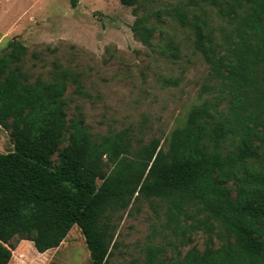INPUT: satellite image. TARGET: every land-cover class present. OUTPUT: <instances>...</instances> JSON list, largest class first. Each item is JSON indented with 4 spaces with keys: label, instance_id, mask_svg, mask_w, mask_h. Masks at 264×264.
<instances>
[{
    "label": "trees",
    "instance_id": "1",
    "mask_svg": "<svg viewBox=\"0 0 264 264\" xmlns=\"http://www.w3.org/2000/svg\"><path fill=\"white\" fill-rule=\"evenodd\" d=\"M155 2L127 0L131 33L147 47L161 26ZM201 3L226 21L218 38ZM165 15L207 68L205 98L169 133L165 150L131 127L92 136L81 119L67 121L64 95L77 76L55 67L50 78L28 82L19 65L25 47L7 42L0 129L9 130L12 151L0 153V264L13 237H30L41 254L73 225L89 264H107L123 212L144 203L181 246L191 232L218 231L219 247H191L167 264H264V0H187ZM161 253L148 245L144 264H158Z\"/></svg>",
    "mask_w": 264,
    "mask_h": 264
},
{
    "label": "rangeland",
    "instance_id": "2",
    "mask_svg": "<svg viewBox=\"0 0 264 264\" xmlns=\"http://www.w3.org/2000/svg\"><path fill=\"white\" fill-rule=\"evenodd\" d=\"M186 1L156 0L152 8L161 10V26L147 47L131 33L134 17L127 0H0V53L13 39L25 47L19 65L28 82L50 78L55 67L75 74L78 84H69L64 95L66 119H81L92 136L131 127L137 138H157L165 150L169 133L205 98L199 89L206 65L193 51L188 34L165 15ZM200 7L218 38L226 21L208 4ZM165 45L170 48L161 53ZM11 151L9 130L0 129V153ZM51 161L55 166L56 155ZM217 232L196 230L181 246L179 236L144 203L139 212H123L107 264H144L148 245L159 247L157 262L167 264L191 247H219ZM7 246V264H89L82 234L74 225L56 248L41 254L30 237L15 236Z\"/></svg>",
    "mask_w": 264,
    "mask_h": 264
}]
</instances>
